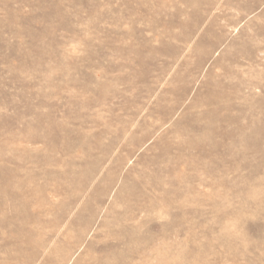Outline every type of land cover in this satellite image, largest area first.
<instances>
[{
    "label": "rangeland",
    "instance_id": "obj_1",
    "mask_svg": "<svg viewBox=\"0 0 264 264\" xmlns=\"http://www.w3.org/2000/svg\"><path fill=\"white\" fill-rule=\"evenodd\" d=\"M0 264H264V0H0Z\"/></svg>",
    "mask_w": 264,
    "mask_h": 264
}]
</instances>
